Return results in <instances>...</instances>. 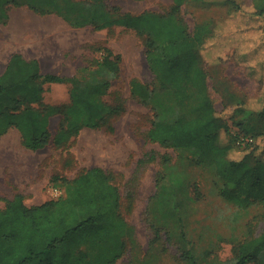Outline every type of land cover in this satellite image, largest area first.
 <instances>
[{
  "label": "trees",
  "instance_id": "obj_1",
  "mask_svg": "<svg viewBox=\"0 0 264 264\" xmlns=\"http://www.w3.org/2000/svg\"><path fill=\"white\" fill-rule=\"evenodd\" d=\"M10 1L40 14L58 15L74 27L118 26L142 37L146 64L158 88L169 90L181 109L170 121L156 116L147 132L149 140L166 149L185 150L192 165L214 169L225 202L237 209L257 207L264 217V6L251 9L244 0L226 17L190 31L181 15L185 0H172L165 13L137 15L119 13L108 0ZM229 61L257 83L255 98L240 95L222 78V66ZM120 62L119 54L105 50L99 75L73 79L69 106L35 109L45 85L64 79L42 74L37 59L12 54L0 74V137L15 128L27 149H43L51 140L50 118L58 113L62 121L53 138L55 146L82 129L107 127L124 112L122 105L100 101L117 78ZM210 89L221 96L222 111L213 106ZM131 93L142 103L151 98L136 81ZM239 136L254 141L240 148L235 144ZM53 185L62 190L57 199L29 207L16 195L0 208V264H115L126 249L123 237L132 230L119 213L120 195L110 175L95 167ZM233 253L234 264H264V230L234 247ZM181 258L188 260L184 252Z\"/></svg>",
  "mask_w": 264,
  "mask_h": 264
},
{
  "label": "rangeland",
  "instance_id": "obj_2",
  "mask_svg": "<svg viewBox=\"0 0 264 264\" xmlns=\"http://www.w3.org/2000/svg\"><path fill=\"white\" fill-rule=\"evenodd\" d=\"M244 0L232 2L222 14L201 11L205 22L234 12ZM171 0H108L119 13H165ZM252 9L264 0H246ZM219 7V6H215ZM199 11L181 13L190 31L197 25ZM264 22V20H263ZM234 25V22H231ZM51 25V26H50ZM17 26L44 27L54 33L45 45L35 39L18 42L6 37ZM57 34V35H56ZM20 40V38H19ZM105 50L121 56L120 71L100 101L122 105L124 112L105 128L82 129L67 143L55 146L62 114L50 118L51 140L43 149L32 151L22 144L19 131L10 128L0 137V208L20 195L27 206L57 199L54 183L72 181L80 173L101 168L110 175L120 195L119 213L131 228L123 237L124 254L115 264H234V247L264 230V217L257 207L237 209L219 194L222 183L214 169L196 167L185 150L166 149L152 142L147 132L157 116L173 120L181 112L171 92L158 88L144 55V39L132 30L113 26L95 29L74 27L55 14H40L25 5L0 0V74L14 53L37 59L42 74L56 75L63 83L46 84L43 99L35 109L70 105L73 79L99 73ZM222 78L232 90L255 98L257 83L232 61L222 66ZM144 85L151 98L142 103L131 93V83ZM215 109L223 110L221 96L210 89ZM186 106L183 110H187ZM108 126L114 127L110 132ZM231 130H236L231 125ZM185 253L188 260L181 258ZM78 264V263H77Z\"/></svg>",
  "mask_w": 264,
  "mask_h": 264
},
{
  "label": "crops",
  "instance_id": "obj_3",
  "mask_svg": "<svg viewBox=\"0 0 264 264\" xmlns=\"http://www.w3.org/2000/svg\"><path fill=\"white\" fill-rule=\"evenodd\" d=\"M172 1V0H171ZM236 0H185L183 5L181 6L182 13L184 10L188 11H199L195 14L198 15L199 19L196 18L195 22L197 24L204 23L206 20L203 19L200 14L202 15L201 11H206L209 15H215L217 13L222 14L225 13L229 8V6ZM172 4V2H171ZM219 6V7H215ZM241 67V66H240ZM252 99V98H251ZM26 205V204H25ZM39 205V204H37ZM35 206V205H32ZM30 207V206H29Z\"/></svg>",
  "mask_w": 264,
  "mask_h": 264
},
{
  "label": "bare ground",
  "instance_id": "obj_4",
  "mask_svg": "<svg viewBox=\"0 0 264 264\" xmlns=\"http://www.w3.org/2000/svg\"><path fill=\"white\" fill-rule=\"evenodd\" d=\"M6 37L10 39H16V41L18 42H23L27 39L28 40L35 39L39 43H44L45 45H47L49 41H51V38L54 37V33L44 27L29 26V27H24V30H21V28L17 26L15 29H12L10 32L9 30H7Z\"/></svg>",
  "mask_w": 264,
  "mask_h": 264
},
{
  "label": "built area",
  "instance_id": "obj_5",
  "mask_svg": "<svg viewBox=\"0 0 264 264\" xmlns=\"http://www.w3.org/2000/svg\"><path fill=\"white\" fill-rule=\"evenodd\" d=\"M253 141L254 140L251 137H248V136H239L236 139L235 144H236L237 147L242 148V147H246L247 145L252 144ZM53 193H54L55 196L60 197L62 195V190L56 188V189L53 190Z\"/></svg>",
  "mask_w": 264,
  "mask_h": 264
}]
</instances>
